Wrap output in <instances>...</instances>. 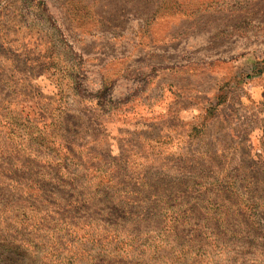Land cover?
Returning a JSON list of instances; mask_svg holds the SVG:
<instances>
[{"label":"rangeland","instance_id":"374dc122","mask_svg":"<svg viewBox=\"0 0 264 264\" xmlns=\"http://www.w3.org/2000/svg\"><path fill=\"white\" fill-rule=\"evenodd\" d=\"M0 264H264V0H0Z\"/></svg>","mask_w":264,"mask_h":264}]
</instances>
